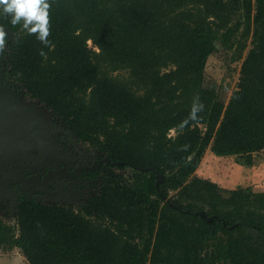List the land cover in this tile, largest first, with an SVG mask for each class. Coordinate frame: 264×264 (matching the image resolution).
Listing matches in <instances>:
<instances>
[{
  "label": "trees",
  "instance_id": "1",
  "mask_svg": "<svg viewBox=\"0 0 264 264\" xmlns=\"http://www.w3.org/2000/svg\"><path fill=\"white\" fill-rule=\"evenodd\" d=\"M49 3L48 44L0 17L1 84L47 109L107 171L91 172L98 191L78 207L19 196L15 223L0 215V249L29 264H264V191L224 195L195 175L207 147L246 165L264 154V0ZM217 45L243 57L226 103L204 84ZM193 105H203L195 121Z\"/></svg>",
  "mask_w": 264,
  "mask_h": 264
},
{
  "label": "rangeland",
  "instance_id": "2",
  "mask_svg": "<svg viewBox=\"0 0 264 264\" xmlns=\"http://www.w3.org/2000/svg\"><path fill=\"white\" fill-rule=\"evenodd\" d=\"M89 46L93 47L91 43ZM217 46V50L207 58L204 68V84L213 88L217 97L226 103L236 88L243 57L239 60H232V51ZM248 48L249 45L243 50L242 56ZM170 133L174 134V131ZM204 153L206 154L203 155L195 170V175L216 183L224 195L237 187H250L254 191H264V154L262 151L252 155L251 165L243 164V157L238 155L215 157L209 147ZM0 157L3 159L4 166H16L24 174L41 173L49 167L63 171L64 166L62 165L67 167L99 165L96 151L92 147L78 141L73 131L38 102L24 95L16 86L10 89L4 87L1 80ZM106 171L105 169L104 172ZM109 172L122 174L124 178L131 174L128 168L113 167ZM15 182L14 179L9 181L8 177L0 175V215L9 224L15 223L13 204L17 194L9 188ZM73 184L76 186H72ZM98 187V180L90 182L79 179L68 183L51 175L41 186L22 182L20 190L41 193L43 196L40 199L46 202L78 207L85 197L96 193ZM173 194L174 191H171L170 195ZM0 264L29 263L18 248H13L0 249Z\"/></svg>",
  "mask_w": 264,
  "mask_h": 264
},
{
  "label": "clouds",
  "instance_id": "3",
  "mask_svg": "<svg viewBox=\"0 0 264 264\" xmlns=\"http://www.w3.org/2000/svg\"><path fill=\"white\" fill-rule=\"evenodd\" d=\"M49 0H0V17L8 19L13 25H20L27 34H35L36 39L43 44H48L49 36ZM6 33L3 27H0V51L5 47ZM43 54V53H41ZM203 105H193L189 118L193 121L197 119L196 112L200 111ZM187 119L180 121L177 127H183ZM187 148L188 145H183Z\"/></svg>",
  "mask_w": 264,
  "mask_h": 264
},
{
  "label": "flooded vegetation",
  "instance_id": "4",
  "mask_svg": "<svg viewBox=\"0 0 264 264\" xmlns=\"http://www.w3.org/2000/svg\"><path fill=\"white\" fill-rule=\"evenodd\" d=\"M104 159H106V158H102V157L97 158L99 165H93V164H91L90 166H75L74 165V166H68V167L66 165H62V166H64V169H65V170L63 169V171L58 170V168H52V167L50 168L49 167V168H45V170L41 173L30 172V173H25V174L22 173L16 166L5 165L4 166L5 168H12V169L17 170L18 173L20 174V176H22V178H24V179L21 180L17 176H15L14 174H10L8 172H3V171H0V175H4L5 178L8 177L9 181H11V179H14L16 181L15 184H12L9 187L11 190H13L14 193L17 194L16 200H15L13 205H15L19 196H32V197H34L35 195H38L39 200L46 202L45 200L40 199L41 196H43V194H41V193H38L36 191L35 192H28V191L20 190L21 183L22 182H28L31 184L41 186V184L44 183L48 179V177L51 175L53 177L63 179L68 183L70 181L75 182L79 179L88 180L90 182H93V181L96 182V180L92 179L91 176H89V175L91 174V172H97L98 171V174H101L102 172L105 171L106 168H105V166H103V164H104L103 162H106V161H104ZM25 178H28V179H25ZM12 182H13V180H12ZM72 186H76V185L73 184ZM12 202L13 201L11 200V203ZM51 203H55V202H51ZM13 208H14V206H13Z\"/></svg>",
  "mask_w": 264,
  "mask_h": 264
},
{
  "label": "water",
  "instance_id": "5",
  "mask_svg": "<svg viewBox=\"0 0 264 264\" xmlns=\"http://www.w3.org/2000/svg\"><path fill=\"white\" fill-rule=\"evenodd\" d=\"M104 161H107L106 159H104ZM119 162H112V165H115ZM3 164V159L2 157H0V171H3V172H8L10 174H14L15 176H17L19 179H24L22 178V176H20V174L18 173L17 170L15 169H12V168H5ZM89 168V167H88ZM85 169V168H84ZM90 169V168H89ZM146 169V168H145ZM58 173V172H57ZM25 179H28V178H25ZM162 180V177L159 175V174H156V186L158 185V183ZM34 197H36L38 199V195H35ZM200 216L202 217H205L204 213L202 211H199L198 212ZM210 219V217H208Z\"/></svg>",
  "mask_w": 264,
  "mask_h": 264
},
{
  "label": "crops",
  "instance_id": "6",
  "mask_svg": "<svg viewBox=\"0 0 264 264\" xmlns=\"http://www.w3.org/2000/svg\"><path fill=\"white\" fill-rule=\"evenodd\" d=\"M204 154H206V153H204ZM215 155V154H214ZM206 156V155H205ZM207 157V156H206ZM215 157H216V155H215ZM218 157H222V156H218ZM205 158V157H204ZM202 160V159H201Z\"/></svg>",
  "mask_w": 264,
  "mask_h": 264
}]
</instances>
